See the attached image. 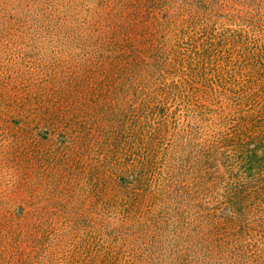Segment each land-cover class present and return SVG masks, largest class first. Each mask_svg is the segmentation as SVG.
Returning <instances> with one entry per match:
<instances>
[{
  "label": "trees",
  "instance_id": "1",
  "mask_svg": "<svg viewBox=\"0 0 264 264\" xmlns=\"http://www.w3.org/2000/svg\"><path fill=\"white\" fill-rule=\"evenodd\" d=\"M25 1L0 264H264V0Z\"/></svg>",
  "mask_w": 264,
  "mask_h": 264
},
{
  "label": "rangeland",
  "instance_id": "2",
  "mask_svg": "<svg viewBox=\"0 0 264 264\" xmlns=\"http://www.w3.org/2000/svg\"><path fill=\"white\" fill-rule=\"evenodd\" d=\"M45 0H27L25 1L24 6H47V1ZM17 0H0V10L3 6H17ZM1 43V42H0ZM1 59V55H0ZM1 63V62H0ZM7 138L3 136L2 131L0 130V200H7L2 194L4 192H9L8 188L12 189V174L15 172V166L13 163L10 165L5 164L6 161L3 159L2 153L6 145ZM9 172V173H8ZM2 188V189H1ZM10 189V188H9Z\"/></svg>",
  "mask_w": 264,
  "mask_h": 264
}]
</instances>
